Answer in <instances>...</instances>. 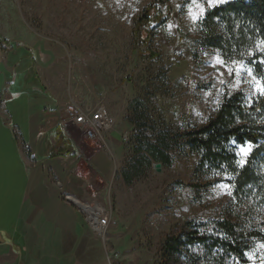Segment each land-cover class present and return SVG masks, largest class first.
<instances>
[{
	"label": "rangeland",
	"instance_id": "rangeland-1",
	"mask_svg": "<svg viewBox=\"0 0 264 264\" xmlns=\"http://www.w3.org/2000/svg\"><path fill=\"white\" fill-rule=\"evenodd\" d=\"M156 1L0 0V89L11 84L9 106L19 109L22 123L27 117L21 113L32 104L38 137L31 147L23 146L30 186L63 188L64 200L72 196L110 211L107 237H96L103 264H216L201 247L190 248L188 256L163 255L162 245L190 221H236L243 213L239 220L248 221L246 206L236 203L230 187H222L229 185L222 174L198 170V157L171 141V165L153 161L127 185L121 172L134 155L135 136L153 138L138 127L130 106L138 101L147 124L183 134L204 125L225 96L260 95L257 81L264 85V77L245 62L196 47L200 19L224 3L171 0L164 26L137 31L143 10ZM159 8L166 17V7ZM99 108L107 111L111 127L91 141L70 112ZM57 125L71 143L69 133L83 143L76 155L49 160L51 149L61 146L55 141ZM240 147L237 154L245 161L249 154L241 156ZM252 222L264 234V205ZM247 262L225 264H264V241L254 243Z\"/></svg>",
	"mask_w": 264,
	"mask_h": 264
},
{
	"label": "trees",
	"instance_id": "trees-1",
	"mask_svg": "<svg viewBox=\"0 0 264 264\" xmlns=\"http://www.w3.org/2000/svg\"><path fill=\"white\" fill-rule=\"evenodd\" d=\"M170 1L157 0L147 6L137 21V31L143 28L150 32L149 25L152 29L164 26L169 20ZM160 6L166 7V17L159 10ZM199 33L195 43L199 50L219 52L224 60L245 62L255 76L264 77V63H260L264 55L256 50L258 45H264V0H229L212 8L200 19ZM248 52L255 56H246ZM142 106L134 101L130 111L138 127L145 128L153 138L135 136L134 155L121 172L127 185L139 178L153 161L170 166L172 160L168 151L170 143L176 142L198 157V170L222 174L231 188L232 198L247 208L248 221H241L243 213L236 221L225 217L209 222H187L181 234L166 238L163 255L188 256L189 249L197 246L216 264H225L229 259L248 263L247 256L254 243L264 241L263 232L252 222L264 205V96L249 99L243 92L227 95L204 125L176 135L147 124L144 113H140ZM57 140L61 146L51 149L47 159L76 155V148L60 126L55 128L56 143ZM249 144L251 152L241 164L237 147ZM26 153L31 156L30 150ZM249 204L253 207L249 208Z\"/></svg>",
	"mask_w": 264,
	"mask_h": 264
},
{
	"label": "crops",
	"instance_id": "crops-1",
	"mask_svg": "<svg viewBox=\"0 0 264 264\" xmlns=\"http://www.w3.org/2000/svg\"><path fill=\"white\" fill-rule=\"evenodd\" d=\"M10 85L0 89V264H103L96 236L80 208L64 200L65 190L30 186L23 146L31 147L38 128L31 102L21 113L26 123L18 120L19 109L9 106ZM68 135L75 148L82 147V139Z\"/></svg>",
	"mask_w": 264,
	"mask_h": 264
},
{
	"label": "built area",
	"instance_id": "built-area-1",
	"mask_svg": "<svg viewBox=\"0 0 264 264\" xmlns=\"http://www.w3.org/2000/svg\"><path fill=\"white\" fill-rule=\"evenodd\" d=\"M73 123L82 128L87 139L99 140L105 131L110 129V118L104 108H99L95 112L72 109L70 112ZM65 200L82 210L88 228L96 236L104 240L112 226V216L107 208L99 203L85 205L75 200L72 196H65ZM80 202V203H79Z\"/></svg>",
	"mask_w": 264,
	"mask_h": 264
},
{
	"label": "snow or ice",
	"instance_id": "snow-or-ice-1",
	"mask_svg": "<svg viewBox=\"0 0 264 264\" xmlns=\"http://www.w3.org/2000/svg\"><path fill=\"white\" fill-rule=\"evenodd\" d=\"M213 2H215V3H226V0H209V4H210V6H211V4H212ZM259 51H260V53H261L262 55H264V48L259 49ZM249 55H250V56H255V53H249ZM217 63L220 64V65H223V62H222V61H218ZM260 63H264V59H261V60H260ZM226 70H227V72H228L229 74H232V72H231L230 69H226ZM249 74L251 75V72H249ZM254 79H255V78H254ZM257 91H258V93H259L261 96H264V85H262L259 81H257ZM251 147H252V146H251L250 144L247 145V146H241V147L239 148V152H240L241 156L246 157V156L249 154V152L251 151ZM240 163L243 164L244 161L241 160ZM222 187L228 188V187H230V186H229V185H222ZM229 195H231V192H229ZM249 258L252 259V257H249Z\"/></svg>",
	"mask_w": 264,
	"mask_h": 264
},
{
	"label": "water",
	"instance_id": "water-1",
	"mask_svg": "<svg viewBox=\"0 0 264 264\" xmlns=\"http://www.w3.org/2000/svg\"><path fill=\"white\" fill-rule=\"evenodd\" d=\"M160 166H161L160 164L157 165V170L158 171L160 170Z\"/></svg>",
	"mask_w": 264,
	"mask_h": 264
},
{
	"label": "bare ground",
	"instance_id": "bare-ground-1",
	"mask_svg": "<svg viewBox=\"0 0 264 264\" xmlns=\"http://www.w3.org/2000/svg\"><path fill=\"white\" fill-rule=\"evenodd\" d=\"M73 32V31H72ZM80 203V202H79Z\"/></svg>",
	"mask_w": 264,
	"mask_h": 264
}]
</instances>
